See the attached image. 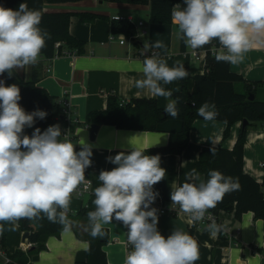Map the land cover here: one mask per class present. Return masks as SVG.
Masks as SVG:
<instances>
[{
    "label": "clouds",
    "instance_id": "clouds-1",
    "mask_svg": "<svg viewBox=\"0 0 264 264\" xmlns=\"http://www.w3.org/2000/svg\"><path fill=\"white\" fill-rule=\"evenodd\" d=\"M183 5L177 3L171 12L178 38L191 49L218 41L220 47L214 49L217 62L240 63L250 47L249 29L264 33V0H183ZM40 23V14L27 3H21L16 10L0 6V75L7 72L11 76L14 70L38 63L46 39L50 38ZM150 47L158 49L163 45L159 41L153 45L145 42L141 51L144 59L137 69L143 79L136 80L135 86L147 89L153 97L168 99L164 113L175 119L179 116V101L171 99L172 92L161 82L186 79L189 73L183 64L169 67L163 58L145 55ZM20 99L17 85L5 86L0 81V233L6 224L14 231L19 220L37 219L41 213L68 231L70 197L85 181V169L92 164V146L80 138L76 143L80 150L76 151V144L67 133L62 134L58 124L43 132L35 128L31 136L24 134L26 127H33L35 120L46 118L47 113L39 109L25 112L18 103ZM197 115L211 121L219 113L214 103L205 101ZM134 138L128 140L130 152L107 157L116 167L99 173L102 183L94 190L92 203L96 207L87 213L85 230L93 239L103 238V225L113 220L122 222L128 229L127 242L131 246L125 264H195L198 245L190 234L174 228L165 238L158 230L159 210L151 205L159 193L153 186L163 180L166 169L161 167L159 155L145 154L134 144ZM208 177L205 182L193 169L186 177L190 182L173 184L171 208L178 205L189 215L190 222L203 221L225 194L240 188L237 178L218 170H209ZM207 230L216 235L220 226L211 220Z\"/></svg>",
    "mask_w": 264,
    "mask_h": 264
},
{
    "label": "crops",
    "instance_id": "crops-1",
    "mask_svg": "<svg viewBox=\"0 0 264 264\" xmlns=\"http://www.w3.org/2000/svg\"><path fill=\"white\" fill-rule=\"evenodd\" d=\"M45 12H90L103 15L109 20H98L92 24L82 23L79 18L71 20L70 33L72 36L85 42V51L79 55L76 53L53 57L51 60L39 59L35 65L17 69V75L28 80L31 77L32 68L37 66L41 72L39 87L46 89L51 95L68 106L65 109L71 111V118L77 124L74 136L83 138L92 146V164L86 169L85 181L92 182L91 194L82 198L70 197L67 213L74 216L68 231H63L58 236L47 239L46 248L38 259L32 264H78L87 260L89 243L78 236L77 232L84 233L86 225L83 218L77 216L80 210L87 205L94 196V190L101 186L99 173L102 170H112L116 165L108 162L107 157L115 156L121 151L130 152V137H134V144L144 150L161 148L168 144L170 134L182 130L181 121H168L159 127L157 132H144L136 130H122L114 126L99 125V130L92 138L91 112L103 111L107 108L108 96L115 95L123 102L135 99H154L161 107H166L168 99L153 97L147 89H138L136 80L143 79V73L137 69L142 65L144 56L141 51L145 42L149 45L161 42L163 47H150L145 55H154L163 58L169 67L183 64L188 71L186 79L173 81L161 86L172 92V97L179 93L186 83L192 91L198 75L205 73L206 52H198L194 56L195 49H191L185 40L178 38L177 27L170 25H153L149 21L150 5H131L120 3H103L97 0H84L75 3L44 5ZM114 18L131 20L134 24L143 22L144 25L138 31L147 30V35L137 42L127 38L125 44H121V37L112 33L110 20ZM111 37L114 39L111 40ZM248 38L250 47L245 52L244 59L237 64H231V70L241 75L255 88V97L264 101V33L257 34L249 29ZM145 39V41H143ZM0 81H3L0 75ZM59 125L62 134L65 130L58 120L49 121L47 129L51 125ZM228 126L220 121L198 120L194 123L190 133V143L180 155H159L161 167L166 169L163 180L153 186L158 192L156 200L172 205L170 192L173 184L180 186L185 182L187 174L196 169V163L202 149L206 146L217 147L222 144L225 148L233 150L240 133L241 123L231 127L230 135L224 139V133ZM37 128L35 121L33 127H26L24 134L31 136ZM80 132V133H79ZM79 133V135H78ZM61 140L64 139L62 135ZM159 142V143H158ZM245 145L244 170L254 177L259 183L264 182V124H257L251 128ZM78 151L80 145L77 144ZM197 171V170H196ZM205 181L204 177L200 176ZM178 206V205H173ZM209 209L208 211H210ZM223 234L218 232L212 235L207 230L206 224L190 222L187 215L183 217L164 216L159 217L158 230L167 238L174 228L190 234L198 245L199 258L195 264H264V220H256L253 213H247L242 221H237L234 214L222 212L219 216ZM7 225L5 245L0 244V264H7V251L28 250L29 241L23 242L18 222L16 229L10 230ZM108 230L110 242L105 247L109 264H125V259L131 246L127 245V231L122 222L113 220L112 223L103 225ZM2 233H0V241Z\"/></svg>",
    "mask_w": 264,
    "mask_h": 264
},
{
    "label": "trees",
    "instance_id": "trees-1",
    "mask_svg": "<svg viewBox=\"0 0 264 264\" xmlns=\"http://www.w3.org/2000/svg\"><path fill=\"white\" fill-rule=\"evenodd\" d=\"M84 0H0V6L16 10L21 3H27L28 7L37 11L41 17L39 27L50 34L46 39L45 47L41 50L40 59L51 60L57 55H63L65 51L71 54H83L85 42L78 40L70 33L71 20L79 18L82 23L92 24L98 20H109L108 17L90 13L57 12L48 13L44 10V5L75 3ZM105 3H120L131 5H150L149 21L153 25H167L172 23L171 12L177 3L183 7V0H97ZM112 33L124 35L126 38H134L137 34V25L127 19L110 20ZM219 43L213 40L211 44L203 48L196 49L198 52H206L205 73L198 75L192 91L185 83L182 90L173 96L178 99L179 116L175 119L164 113L165 107H161L154 99H135L130 102L122 103L115 95L108 96L107 108L103 111L91 112L89 117L91 122L97 125L114 126L122 130H136L144 132H157L159 127L168 121H181L182 130L170 134L169 142L161 148L145 150V154L153 155H180L190 143V133L194 123L204 120L197 115V109L207 101L214 103L219 115L213 121L225 123L228 127L224 133V139L230 135L231 127L241 123L238 140L233 148L229 150L222 144L217 147L206 146L202 149L200 157L196 163V170L200 176L207 181L209 170H218L226 176L238 179L240 188L237 191L225 194L223 200L219 202L211 212L216 216L220 226L219 216L222 212L234 214L237 221L247 213H253L256 220H264V182L259 183L254 177L247 174L244 170L245 145L247 144L248 132L257 124H264V101L256 97L253 101L249 100L251 94L255 95V88L250 81L248 82L241 75L231 70L228 62H217L213 53L214 49L219 48ZM13 71L9 76L7 72L2 74L5 86L15 84L20 89L21 99L19 105L27 113L43 110L47 113L46 118L39 119L37 128L43 132L49 121L58 120L65 131L72 133L71 142L76 144L74 136L75 129L79 125L74 120L70 121L65 114V106L57 97L51 95L46 89L39 87L41 79L40 69L35 66L32 68L31 77L28 80L20 78ZM244 122L247 124L244 126ZM213 150V151H211ZM76 151L78 147L76 144ZM87 169V168H86ZM85 169V172H86ZM88 207L80 210L77 216L83 218L86 228L88 227L87 213L95 210L92 201ZM68 228L74 216L66 213ZM21 232L29 233L30 248L26 251L17 250L14 253L7 251V264H32L38 259L39 254L45 250L47 239L51 236H58L64 230V225L49 221L43 213L40 218L29 220L21 219L18 221ZM104 229V228H103ZM106 235L103 238L93 239L89 231L77 234L89 243L87 260L78 264H109L105 247L110 242L108 230L104 229ZM220 235L223 230L220 226ZM7 224L2 233L0 244L5 245L7 236Z\"/></svg>",
    "mask_w": 264,
    "mask_h": 264
},
{
    "label": "built area",
    "instance_id": "built-area-1",
    "mask_svg": "<svg viewBox=\"0 0 264 264\" xmlns=\"http://www.w3.org/2000/svg\"><path fill=\"white\" fill-rule=\"evenodd\" d=\"M114 20H120L121 21L122 19H120V18H114ZM130 22H132V21L130 20ZM143 25H144L143 22H139L137 24V26H136L137 27V34H136V36H134V38H131L130 39L131 41L137 42L142 37H144V36L147 35L148 32L145 29L142 30L141 32L138 31V28L139 27H142ZM113 39L114 38L111 37V40H113ZM125 42H127V38L125 36H122L121 37V40H120V43L123 45V44H125ZM213 53H214V51H213ZM70 54H71L70 52L65 51L63 53V55H57V56H55V58L58 57V56H64V55H70ZM194 56L195 57H198L199 56V53H198V51L196 49L194 51ZM39 59H40V57L38 58V60ZM122 103H125V102H122ZM62 104L65 107L68 106L65 101H62ZM65 114H66V116H68L69 120L71 121L72 120V118H71V115H72L71 111L68 110V109H65ZM65 133H67V137L71 141V139H72L71 138L72 137V133L69 132L68 130L65 131ZM91 190H92V182H90V181H84L83 184L79 185L78 188L73 191V193L71 194V196H75V197H78V198H82L85 195L91 194ZM86 207H88V205ZM151 207H155V208H157L159 210V212H158V216L159 217H164V216L183 217V215H187L189 217L188 214H185L184 212H182L180 210L179 206H172V208H171V205L165 204L164 202H160V201H157V200H155V202L151 205ZM209 216L211 217V220H214L216 222V224L218 225L217 218L213 214V212H211V210L206 213L205 219L203 221H199V222H201L203 224H206V226H207L211 222V220L209 219ZM193 223H196V222H193ZM126 231H128L127 228H126ZM127 245L130 246L128 244V242H127ZM7 262H8V260H7Z\"/></svg>",
    "mask_w": 264,
    "mask_h": 264
},
{
    "label": "water",
    "instance_id": "water-1",
    "mask_svg": "<svg viewBox=\"0 0 264 264\" xmlns=\"http://www.w3.org/2000/svg\"><path fill=\"white\" fill-rule=\"evenodd\" d=\"M249 100L250 101H253L254 100V95L253 94H251L250 96H249ZM247 124V122H244V126ZM99 130V125H97V124H93V125H91V135H92V138H94L95 137V134L97 133V131ZM29 236H31L29 233H24L23 234V242L25 243L26 241H28L29 240Z\"/></svg>",
    "mask_w": 264,
    "mask_h": 264
},
{
    "label": "rangeland",
    "instance_id": "rangeland-1",
    "mask_svg": "<svg viewBox=\"0 0 264 264\" xmlns=\"http://www.w3.org/2000/svg\"><path fill=\"white\" fill-rule=\"evenodd\" d=\"M143 41H145V39H143Z\"/></svg>",
    "mask_w": 264,
    "mask_h": 264
}]
</instances>
